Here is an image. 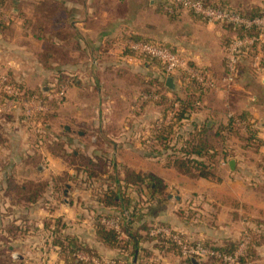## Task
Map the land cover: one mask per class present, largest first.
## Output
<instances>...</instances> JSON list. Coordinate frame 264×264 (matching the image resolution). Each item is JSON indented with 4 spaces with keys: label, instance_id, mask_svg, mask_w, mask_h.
<instances>
[{
    "label": "crops",
    "instance_id": "crops-1",
    "mask_svg": "<svg viewBox=\"0 0 264 264\" xmlns=\"http://www.w3.org/2000/svg\"><path fill=\"white\" fill-rule=\"evenodd\" d=\"M91 1L93 2V0H82L85 4ZM226 1L242 11L260 7L263 4V0ZM113 2H115V8H118L120 12L122 7L130 5L126 0H113ZM135 2H138V6L133 9L135 14L132 23L129 20L127 25L120 23L117 24L118 26H64V31L68 33V40L72 41L71 39L74 38L73 44L69 42L68 46L71 60L65 67L69 76L75 78L76 82L71 86H65L67 89L63 110L56 117L54 128L57 131H63L69 137L71 136L88 157H94L96 152L99 155H104L107 159H114L119 170L115 173H119L120 176L123 177L126 170H133L137 173L151 174L165 184V197L148 201L143 196L144 200L139 206L142 223L145 221L163 223L166 224L165 227L183 234L190 240H203L202 242L207 241L217 246H223L228 239L241 241L251 229L264 232V188L257 187L256 184L255 187H252L245 177L242 178L243 176H240L238 181L232 180V174L237 166L240 170V156L245 158L249 155L250 158L256 160V168L262 169L260 164L264 159V146L259 148L257 154L242 148L235 151L234 148L235 157L230 160L236 161L235 167L231 169L229 166L230 172L225 170L226 175L221 181L191 178L169 167L165 159L157 158L150 153L152 127L155 124L161 125L163 122L167 123L173 120L174 112L164 116L163 108L151 101L152 97L143 98V95L152 93L141 91L139 87L132 86L127 80L119 77V74L122 73L127 74V77L136 74L148 78L152 73L150 65L144 59L124 53L122 48L124 43L121 44L119 40L123 36L133 35L159 39L171 44L175 49L186 45L180 43H176V45L168 39L163 40L164 38L157 32V26H172L177 21L169 22L157 9L154 0H149V6L144 5L147 0H135ZM139 11H142L143 16ZM188 16L190 23L193 22L196 26H200L195 42H192L194 46H190L189 60L198 66H205L207 72L210 73L208 75L214 79L216 85L218 84V88L215 85L209 89L208 96L211 97V102H205L202 108L196 109L191 114L189 121H194L196 124L206 122L208 127H216L219 123L227 124L230 118H234L233 124L237 126L236 121H240L237 114L246 112L254 120H257L256 124H261L260 127H257V134L260 140H264V76L245 71L239 79L232 82L225 81L224 61L227 56L225 41L232 36V33H229L225 26L208 24L199 20V17L194 14H188ZM147 18L149 20L146 21ZM17 29L12 31L16 38L18 36ZM24 35L26 38L21 43L13 35L12 37L0 35V70L14 79L24 82L31 89L42 88L46 93H51L57 73L55 69L42 66L39 63V58L34 57L35 54L39 56L41 51L39 52L36 48H42V45L39 46V41L34 37L32 30L30 33L24 32ZM28 46L34 47L35 50L29 51L31 48ZM7 61L10 62L7 64ZM23 67L28 71L19 73L18 70ZM154 72L159 75L156 68ZM177 90L176 84V87L166 95L171 97L173 91ZM51 95L49 94V97H52ZM15 110H11L14 113L5 114L0 118L1 222L6 220L7 223L9 217H6L5 213L11 209L14 214L11 215V218L14 217L13 220L16 224H20L24 221L22 218L26 217L27 223L33 225L35 229L31 228L26 231L25 241L21 240L22 237H18L14 241V246L10 245L11 252L17 253L18 258L25 259L27 264H65L63 257L60 256L59 247H50L51 243H46L42 239L45 233L41 230L42 225L38 224V220L46 215L42 214L43 211H47L49 218H61L68 225L64 233L74 237L77 242L97 251L105 259H120L122 254L105 245L96 234L89 208L98 209L100 205L93 198L88 201L77 198V203L74 204L54 199L52 206L48 205L47 208L45 207L47 204H37L30 208L11 205L4 193L8 177L23 181L24 178L48 180L49 177L51 179L61 175L68 177L65 182L66 186H70L71 182H82V178L79 177L82 176V172H78L64 158L52 154L46 148L42 150L40 148V154L42 160H47V168L40 165L35 168L23 161L27 157L26 154L34 153V150H29L30 133L23 125L21 116ZM209 122H211L210 125ZM185 123L188 128L192 127L191 124ZM58 125L62 129L57 128ZM112 128L114 129L112 130ZM230 142L232 143V140ZM238 142L241 143L240 139ZM106 146L111 151H106ZM56 165L58 167H55ZM19 168L22 169L18 170ZM108 174H114L113 167H108ZM101 184L102 182L96 183L98 187ZM231 185L233 190L230 188ZM66 186L65 188H67ZM217 187H222L224 191L222 196L226 199L230 198L231 191L236 193L234 208L229 207V202L222 204L223 200L214 201L211 199L212 196H219L215 190ZM82 188L80 186L78 190ZM86 188L84 187V191H87ZM102 188H97V190ZM52 189L55 195L56 190L53 187ZM172 190H175L177 194H172ZM71 192L69 191L68 196L73 195ZM66 194L63 192V196ZM47 197L50 199L49 195ZM131 198L130 210L133 209L135 201L139 202L140 200V197L134 192H132ZM73 207L74 209H72ZM181 209L192 210L195 212L193 214L195 216L189 218L180 216L178 211ZM77 210L81 211V214ZM130 210H126L125 214L127 215ZM211 213L214 219L217 218L214 222H209ZM221 213L224 214L222 222L218 220ZM207 216L208 218H206ZM238 218L241 221L240 225H236L234 222ZM137 224L139 226V223ZM44 243V249H42ZM46 244L50 245L48 249ZM152 245L151 242L143 243V247L146 249L144 253H148L150 257L158 258L157 264H190L179 254L168 250L165 254L166 251H159ZM83 255L95 258L85 252L78 253L81 258ZM256 258V264H264V243L257 247ZM91 264H93L92 260ZM121 264L131 263L124 258ZM193 264L198 263L194 261Z\"/></svg>",
    "mask_w": 264,
    "mask_h": 264
},
{
    "label": "trees",
    "instance_id": "trees-1",
    "mask_svg": "<svg viewBox=\"0 0 264 264\" xmlns=\"http://www.w3.org/2000/svg\"><path fill=\"white\" fill-rule=\"evenodd\" d=\"M7 0H0V4L5 5ZM20 0H12L13 6H17ZM48 3H41L37 6L36 17L34 20L29 19L26 21L31 25V30L34 37L41 42V58L44 67L55 69L57 73L53 86L51 87V93H46L42 88L31 89L27 85L19 80L14 79L9 74H4L10 80V82L18 90V99L36 100L43 102L49 106L57 108V104L54 100L49 99V94L60 95L61 89L65 86H71L75 84L76 79L69 76V72L66 67L70 63V50L69 44H65L68 41V33L64 31L65 21L63 19H72L75 10L69 9L68 0H46ZM70 1V0H69ZM209 6H215L218 8H229L235 10L241 14L254 17L264 14V4L260 7H254L250 10L242 11L237 6H234L226 0H202ZM82 2V1H81ZM158 10L161 13L170 16L172 14L163 10L162 1L159 0ZM83 3V2H82ZM180 9H178L179 11ZM67 11V12H66ZM177 11V10H176ZM57 14H59L57 16ZM191 14H194L191 12ZM195 15V14H194ZM197 16V15H196ZM75 17V16H74ZM55 18V19H54ZM73 22V20H72ZM71 22V23H72ZM7 26L0 19V31L2 33L9 32ZM229 33H232L225 41V51L228 52L229 44L232 38L236 37L238 32L247 31L249 33H256L257 28L246 29L238 28L234 30L232 26H225ZM63 30V36L56 40L54 36ZM62 33V32H61ZM136 41H148L156 43L160 46L166 47L173 52H176L171 44L162 40L143 38L140 36L126 35L123 36L121 43L126 44L127 40ZM124 53L133 54L134 56L144 59L152 68L157 69V75L152 70L150 76L142 75H130L120 73L119 77L123 80H127L132 86L139 87L141 91L150 92L152 94L157 93L158 99L152 100L154 103L160 105L164 110V116L168 113L174 112V119L161 125L155 124L151 129L150 138V153L157 158L165 159L166 164L174 168L179 173L185 174L191 178H206L221 181L226 175L228 170V162L230 158L235 157V152L231 146V135L240 139L243 146L240 148L246 149L249 145H255L258 142V147L264 146V140H260L258 137V128L254 125L257 120H254L248 113H239L237 117L242 121L249 130H240L233 124V119L230 118L227 124L219 123L216 127H208L206 122L202 124H196V122H190L189 118L196 109L202 108L205 98L209 93V90L202 87L188 76L186 73H174L171 74L174 80L182 85L181 89L173 91L171 97L167 92L170 90L165 82L168 76L164 64L143 53L133 51L129 46L125 45L123 48ZM264 53V44H257L251 46L247 50L240 51L238 53V62L236 64V70L234 71L235 79H239L245 71H249L252 74H256V61L255 57L258 53ZM55 66H53V65ZM227 56L224 61V75L227 73ZM192 66H196L194 63ZM197 67V66H196ZM202 72L207 73V70L200 68ZM11 98V95L7 94L0 88V118L5 114L14 113L11 110L2 111L1 108L5 106L7 100ZM65 99L63 96L62 101ZM202 103V104H200ZM63 104V103H62ZM178 104V108L175 106ZM176 107V109H175ZM15 110V109H14ZM16 113L21 116L23 125L30 133V146L29 150H34V153L28 152L27 157L24 158V162L30 164L32 167H38L42 161L40 154V146H44L52 154L64 158L72 167L78 172H82V183H86L87 188H102L99 194L95 192L91 198L96 201L100 208H89L91 211V217L93 220L94 229L98 238L108 247L118 250L123 255H128L131 258H136L142 251H146L143 247V242H151L153 248L161 250H169L177 253L181 256V248L173 241L171 237H165L162 235H152L151 230L155 224L160 226H166V224L159 222H143L140 220L141 209L139 202L134 203L133 209H129L132 198V192L136 193L140 197V201L144 200L143 196L148 201H155L165 197V184L151 174L137 173L133 170H126L124 176H120L118 164L112 161V167L114 174H108L107 158L104 155H99L95 152L94 157H88L83 149H80L74 142L73 138L63 131H57L49 121L55 122L58 112H37L31 118L25 119L23 109L16 108ZM191 124V128L186 126V123ZM254 127V128H253ZM114 128H112L113 130ZM109 129V131H112ZM259 151V150H258ZM77 152V153H76ZM222 161L227 164V169L221 165ZM260 166L264 168V159ZM107 174V176H105ZM86 175V177L84 176ZM102 178V179H101ZM55 182L59 183V186H55V192L62 193V187L68 177L58 176L54 177ZM102 182L100 187L96 183ZM123 181V182H122ZM121 182V184H120ZM95 184V185H94ZM48 180H28L24 178L23 181H18L14 178L8 177L6 181L5 195L10 200L11 205L23 206L30 208L33 205L43 203L46 205L49 201L46 191L50 187ZM65 186V184H64ZM260 187V186H257ZM263 188V187H262ZM132 190V191H131ZM55 194V195H56ZM56 200L60 199V196H56ZM130 210L126 215L125 211ZM195 212L192 210L181 209L178 211L180 216L193 217ZM12 210L9 209L5 213L9 220L2 223L0 222V264H27L25 259H13L11 256L10 245L14 246V241L18 239L24 240L26 231L34 228L33 225L27 223L26 217H23L24 221L20 224H16L15 220L11 218ZM4 215V216H5ZM14 215V214H12ZM2 216V215H1ZM0 216V220L2 217ZM103 217L116 219L119 229H114L102 224ZM21 218V217H20ZM17 221V220H16ZM139 223V226L138 224ZM136 226V227H135ZM264 226V224H263ZM68 227L61 218L46 219L41 230L45 233L43 240L46 243H51L54 246H58L60 249V256L63 257L65 264H91V261L81 259L78 256L79 252H85L91 257L96 259H103L97 251L92 250L88 246H84L77 242L74 237L69 234H65V229ZM264 230V228H263ZM172 232H177L172 230ZM124 233L127 236V240H121L120 235ZM183 238L184 235L180 234ZM245 239L248 240L249 246L246 252L241 255L236 264H255L253 262L256 256V249L261 243H264V232H258L256 230H249ZM185 240V239H184ZM190 242V241H188ZM191 243V242H190ZM204 245L210 250L214 251L213 255H209L207 258H200L199 256L184 257L187 262L193 264L194 261L198 264H227L223 261L222 255H233L238 249L239 242L237 240L228 239L223 246H217L209 242L204 241ZM138 253V255H137ZM221 256H220V255ZM137 255V256H136Z\"/></svg>",
    "mask_w": 264,
    "mask_h": 264
},
{
    "label": "rangeland",
    "instance_id": "rangeland-1",
    "mask_svg": "<svg viewBox=\"0 0 264 264\" xmlns=\"http://www.w3.org/2000/svg\"><path fill=\"white\" fill-rule=\"evenodd\" d=\"M81 1L82 0H70V1L68 0V2H69L68 3L69 9L73 8L75 10V14H74L75 17L73 16L72 19H63V21H65V24H66L65 26H118L117 24H120V23H121V25H127V23L129 22V20H130V23H132V18L134 17V14H135V12L133 11V9L138 6V2H135V0H126V2L130 3L129 7H127V6L126 7H122V11L120 12L118 8H115V6H114L115 5V2H113V0H93V2L91 1L90 3L88 2L86 4L85 3H82ZM43 2L48 3V1H46V0H20L19 1V4L17 6H13L12 0H7L5 5L0 4V19L7 26L10 27L8 29L9 32L2 33L0 31V35L2 34V36L5 35V37H12V35L14 36V34H13L14 32L12 33V31H16V29L18 28L17 29L18 36H17V38H16V36H14V38H16L19 43H21L26 38V36L24 35V32H27L28 31V33H30V31H31V29H30L31 28L30 27L31 25H29L28 23H26V21L29 20V19H32V20L35 19V17H36V13L35 12L37 10L36 8H37V6H39ZM154 3H156V6L158 8V4L160 3L159 0H154ZM263 4H264V0H263ZM144 5L149 6L150 5L149 0H147V2L144 3ZM161 7L163 8V6H161ZM163 10H165V9L163 8ZM132 11H133V13H132ZM165 11H167V10H165ZM167 12L170 13V14H172L170 16H173L174 17V18H169V16L165 15V13H162L167 18V20L169 22H173V23H175V21H177V22L175 24H172V26H157V32L160 33V36L162 38H164L163 40L168 39L173 44L180 43V44H185L186 45V46H182V48H177L176 53L184 60L185 66L191 67L192 66L191 65L192 63L189 60V54L191 52L190 46H194L193 43L195 42L194 40L196 39V36H197V30H198V28H200V26H196L195 23H193V22L190 23L189 22L190 17L188 16V14H191V11H189V10H187L185 8H182L179 11L177 10V11H174V12H172V11H170V12L167 11ZM139 13H141L142 16H143L142 11H139ZM58 15L59 14H57V16ZM181 19H184V20L181 21ZM198 19L199 20H202V21H204V22H206L208 24L209 23H212V24H216L218 26H226V25H222V24H219L217 22H214V21L204 20L202 18L200 19V17ZM72 20H73V22H72ZM147 20H149V19L147 18L146 21ZM117 22H119V23H117ZM137 25H139V24H137ZM51 35H53V37L56 40L62 41V40H60L61 38H59L58 36H63V30L62 31H59V33L56 34L57 36H54V33H51ZM73 39L74 38L71 39L72 41H69L68 40L67 43H65V44H69V42H72L71 44H73ZM40 44H41V42H39V46L42 45V44L41 45ZM125 45L126 44L124 42V45L122 44V46H123L122 48H124ZM28 47L31 48V46H28ZM204 47H205V45H204ZM36 49L39 52L42 50V48H36ZM34 50H35L34 47H32L31 49H29V51H34ZM37 55L35 54L34 57L36 59L38 57L39 58V63L42 66H44L43 63H42V61L40 60V58H41L40 55L41 54H39V56H37ZM8 62H10V61H7V64H8ZM221 63H222V61H221ZM195 65L197 67L196 66H192V67H196L198 69H200V68L205 69L206 68L203 65H200V66H198L197 64H195ZM219 65H220L219 67H221V64H219ZM152 70L155 71V68L153 69L151 67L150 72ZM26 71H28V70L24 69V67L21 68L20 70H18L19 73H23V72H26ZM179 72L180 73H183V72L185 73L186 71L185 70L183 71L181 69H177V70H175V72H172V73H168L167 72V74H168V76H172L171 74L179 73ZM0 73L1 74H4L3 70H0ZM206 74H210V73L207 72ZM176 84H177L178 90L181 89L182 85L178 82V80H177ZM176 84H175V87H176ZM217 86H218V84L216 85V87ZM206 89L209 90L211 88H206ZM208 95H207V98H205V102L206 103L211 102V97H209ZM51 96H52L51 97L52 98L51 100H54L55 99V102L57 104V108L54 107V106H49L48 111L58 112V115L57 116H59L61 110H63V108H62V106H63L62 103L64 102V100L62 101L63 96H62V94H60L59 96H58V94L57 95H51ZM156 98L158 99V94L157 93H155V96L152 97V100H154ZM200 104H202V103H200ZM177 105L178 104H176V106ZM48 111H45V112H48ZM49 124L54 127V121L53 120L51 122L49 121ZM157 125H159V124H157ZM260 125L261 124H255L254 126L257 128V127H260ZM57 128L62 129L59 125H58ZM237 128H240V130H246V132L249 130V128L246 127V125L244 123H243L242 127H237ZM230 140H232L231 146H232L233 150L235 148V151L238 150V148H240L241 146H243L242 143H239L238 142L239 138L236 137V136H232L231 135ZM40 148L42 150L45 147L44 146H40ZM107 148H109V147H107V146L105 147V150L106 151H111V150H109ZM259 148L260 147H258V142H255V145H249L248 144V147L245 150H247V151H249V152H251L253 154H257ZM102 152H104V151H102ZM247 156L245 158L240 156L239 159L241 160V165H240L241 167H240V170H239V168L237 166V169L232 174V180L235 179V180L238 181V179H240V176L241 177L243 176L242 178L245 177V180H248V183L251 184L252 187H255V184H256L257 186H260V187H263L264 188V168L257 169L256 168V162H255L256 160L250 158L249 155H247ZM106 162H107L108 167H112V161H111L110 158L107 159ZM46 163H47V160L45 159V160H42L39 165L42 166V167H46L47 168L48 166H47ZM4 164H6V163H4ZM221 165L224 166L227 169V164L224 161H222ZM55 167H58V165H56ZM22 168H24V167H22ZM22 168H19L18 170H21ZM228 171L230 172L229 166H228ZM43 176L45 177V175H43ZM59 176H61V175H59ZM84 176L86 177V175H84ZM79 177L81 178V177H83V175L82 176L80 175ZM48 181L50 182V185L51 186L46 191V193L50 197L47 205L45 206L46 208H47L48 205L49 206H52V204H53L54 199L56 198V196H58V197L60 196V200L59 201H63V202H67V203H71L72 202L74 204V203H77V201H76L77 198H79V199L82 198L85 201L92 200L91 196H93V194H95V192H97V194H99L98 192H100V190L98 191L96 187H94V188H86L88 192L87 191H84V187H87V181H86V183H84V182L83 183L82 182H80V183L79 182L78 183L73 182L72 183L71 182V185L70 186L69 185L66 186V184L64 183L67 188H65L64 184H62L60 186H63L62 187V192H66L67 194L65 196H63L62 193L60 192V193H57L56 195H54V192L52 191L53 190L52 187L55 188V186H57V185L59 186V183H56L55 182V179L54 178H51L50 179V177L48 178ZM98 182H100V181H98ZM233 183H236V182H233ZM80 186L83 187L82 189H80L81 191L78 190L80 188ZM221 186H222V183H221ZM222 187H219V188L217 187L215 189V190H217L216 193L219 194V196H217V197L212 196L211 199H213L214 201L215 200L216 201H219V200L222 201L223 200L224 202L222 204L229 202L228 203L230 205L229 207L230 208H234L235 207L234 206L235 205L234 197L236 196V193L233 192V191H231L230 193H232V194L230 195V198L229 199H226L224 196H222V194L224 192L222 190ZM230 188H231V190H233V186L232 185L230 186ZM49 191H50V193H48ZM69 191H72L71 193L73 195L68 196ZM172 194L176 195L177 193H176L175 190H172ZM142 201L139 200V204H141ZM0 205H2V202L1 201H0ZM40 205H43V203H41ZM8 207H9V205L7 206V208ZM72 209H74V207ZM214 211L216 212V209H214ZM77 212H80V214H81V211H78L77 210ZM42 214L43 215L46 214V215H44V217L42 219H39L38 220V224H40V225L43 226L44 225V221L47 218L48 219H50V218L47 216L48 215L47 211H43ZM73 214H75V213H73ZM8 216H10V215H8ZM8 216H6V217H8ZM49 216H52V215H49ZM209 216H210L209 217V222H214L215 219H217V218L214 219L212 217L213 216L212 213ZM187 218H189V217H187ZM206 218H208V216ZM223 218H224V214L221 213L219 215V219L218 220H220V222H222L223 221ZM226 218L227 217H226V214H225V219ZM51 219H53V218L51 217ZM200 219H202V218L200 217ZM0 222H1V220H0ZM234 222H235L236 225H240V223H241V221L239 220V218L236 219V220H234ZM159 228H164V226H160L158 224H155L153 226L152 230L153 229H159ZM175 233L180 236L179 232H175ZM126 237L127 236H125V234L120 235V239L121 240H127ZM183 239H185L186 242H188V241H190L191 243L201 242L202 244H204V242H202L203 240H199V241H197V240H190L186 236H184ZM24 241H25V239H24ZM238 242L240 243V241H238ZM143 243H145V242H143ZM44 245H45V243L42 245V249H44ZM51 245L52 246L46 244V248L48 249L49 246L50 247H54L53 244H51ZM248 246H249V244H248ZM161 251L162 252L166 251L164 253L165 254L167 253V250H161ZM10 254L13 257V259H18L17 253H15V252L12 253L11 252ZM43 256H45L44 253H43ZM181 256L183 258L184 257H188V255H185V254H182V253H181ZM208 256L209 255H204V256H199V257L200 258H207ZM124 258H126L127 261H129L131 264L132 263L133 264H157L158 263L157 262V259L158 258H154L153 256L150 257L148 255V253H146V252L145 253L142 252L141 255L139 254L135 258V261H133V262H132L133 258H131L128 255H123V254L121 255V258L120 259H117V260L116 259H114V260H108V259H105V258H103L101 260L98 259V260L100 261L99 264H113V263H111L113 261L116 264H121ZM86 260H90V259H86ZM256 261H257V258L255 256L254 259H253V262L256 264ZM92 263L93 264H98V263H96L94 261Z\"/></svg>",
    "mask_w": 264,
    "mask_h": 264
},
{
    "label": "built area",
    "instance_id": "built-area-1",
    "mask_svg": "<svg viewBox=\"0 0 264 264\" xmlns=\"http://www.w3.org/2000/svg\"><path fill=\"white\" fill-rule=\"evenodd\" d=\"M162 6L167 11H176L178 9L185 8L195 15L199 16L204 20L214 21L222 25H230L234 30L238 28L253 29L257 28L256 33H249L247 31L238 32L236 37L232 38L227 52V73L225 74V81L232 82L235 80L234 71L236 70V64L238 62V53L243 50L249 49L251 46L257 44H264V14L261 16L250 17L241 14L235 10L229 8H218L215 6H209L205 4L202 0H161ZM126 45L133 51L146 54L157 60L161 61L165 70L168 73L175 72L177 69L185 70L190 78L201 85L204 88L215 87L214 79L208 74L202 72L201 69L196 67L185 66L184 60L176 53L170 49L160 46L153 42L148 41H136L133 39L127 40ZM256 67L255 71L257 74L264 76V53H258L255 57ZM0 88L3 89L7 94L11 95V98L7 100L5 106L1 108L2 111H9L16 108L23 109L24 118H31L37 112L48 111L49 105L36 101V100H26L18 99L17 88L8 80L7 76L0 73ZM65 87L61 89L60 94L62 96L66 93ZM155 94L143 95V98L153 97ZM49 99H52L49 97ZM237 127H242V122L236 121ZM101 222L110 228L119 229L118 223L114 218L103 217ZM152 235H163L165 237H171L173 241L181 248V253L188 256H204L213 255L214 251L210 250L201 242L190 243L186 242L181 236L171 231L169 228H159L151 230ZM248 240L242 239L239 243L238 249L233 255H220L223 261L227 264H236L239 257L246 252L248 247ZM81 258V257H80ZM82 259H90L92 262L100 263L96 258H90L85 255ZM116 264L114 261L111 262Z\"/></svg>",
    "mask_w": 264,
    "mask_h": 264
},
{
    "label": "water",
    "instance_id": "water-1",
    "mask_svg": "<svg viewBox=\"0 0 264 264\" xmlns=\"http://www.w3.org/2000/svg\"><path fill=\"white\" fill-rule=\"evenodd\" d=\"M166 86L169 88V89H174L175 88V81H174V78L173 76H168L166 78V82H165ZM211 122H209V125H210ZM235 164H236V161L234 159H231L229 161V166L231 169H234L235 167Z\"/></svg>",
    "mask_w": 264,
    "mask_h": 264
}]
</instances>
